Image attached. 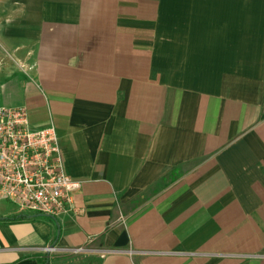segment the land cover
<instances>
[{"label": "crops", "instance_id": "obj_1", "mask_svg": "<svg viewBox=\"0 0 264 264\" xmlns=\"http://www.w3.org/2000/svg\"><path fill=\"white\" fill-rule=\"evenodd\" d=\"M0 106L83 182L0 200V264H264V0H0Z\"/></svg>", "mask_w": 264, "mask_h": 264}, {"label": "built area", "instance_id": "obj_2", "mask_svg": "<svg viewBox=\"0 0 264 264\" xmlns=\"http://www.w3.org/2000/svg\"><path fill=\"white\" fill-rule=\"evenodd\" d=\"M82 184L65 170L54 125L34 129L27 107L0 106V200L23 212L57 218L72 208L73 194ZM58 250L54 245L41 249L49 255ZM88 250L67 249L74 254Z\"/></svg>", "mask_w": 264, "mask_h": 264}, {"label": "trees", "instance_id": "obj_3", "mask_svg": "<svg viewBox=\"0 0 264 264\" xmlns=\"http://www.w3.org/2000/svg\"><path fill=\"white\" fill-rule=\"evenodd\" d=\"M49 262H50L49 254H43V255H38L36 257L25 258L13 264H49Z\"/></svg>", "mask_w": 264, "mask_h": 264}, {"label": "rangeland", "instance_id": "obj_4", "mask_svg": "<svg viewBox=\"0 0 264 264\" xmlns=\"http://www.w3.org/2000/svg\"><path fill=\"white\" fill-rule=\"evenodd\" d=\"M51 254V253H50Z\"/></svg>", "mask_w": 264, "mask_h": 264}]
</instances>
